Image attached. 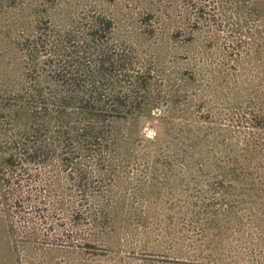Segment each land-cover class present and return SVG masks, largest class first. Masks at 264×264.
<instances>
[{
  "label": "rangeland",
  "instance_id": "obj_1",
  "mask_svg": "<svg viewBox=\"0 0 264 264\" xmlns=\"http://www.w3.org/2000/svg\"><path fill=\"white\" fill-rule=\"evenodd\" d=\"M103 1L110 9L118 10L126 24L138 20L136 23L142 27L160 29L162 39L166 34L168 37L173 26L188 27L189 37L182 34L170 39L171 53L161 59L160 66L170 75L165 78H177L172 73L176 66L184 76L192 74L193 89L182 88L174 93L169 112L157 109L158 117L141 124L139 147L116 159L121 181L113 186V193L119 200L126 199L117 215L128 221L118 231L122 253L115 251L116 245L72 247L86 238V221L72 227V211L48 209L43 215L34 213L35 206H45V202L49 205L54 200L40 188L41 179L50 171L30 164V173L36 178L19 175L18 169L13 173L12 185L25 198L13 222L18 229L28 225L37 230L34 240L38 246L21 251L23 264H120L115 257L121 256L127 264H177L175 260L183 256L177 250L200 252L208 246L204 243L208 235L222 237L221 249L230 260L264 264V216L258 213L259 202L243 195L228 198L216 180L218 172L229 165L228 158L237 156L242 146H234V138L230 139L228 133L242 138L239 120L246 102L264 104V0ZM100 3L0 0V97L12 86H34L39 76L25 49L30 44L29 13L34 7H66L78 18L88 10L97 11ZM148 4L157 12L151 19L144 18ZM186 12L188 18L184 17ZM144 41L146 44L139 49L145 52L148 62H153L147 52L154 38ZM184 41L192 42L188 51L182 50ZM188 59L194 63L187 66ZM203 83L206 89L201 88ZM156 133L161 136L158 150L156 142H151ZM259 149V158L264 161V143ZM183 160H189V164L183 165ZM263 165L260 167L264 171ZM19 178L23 180L19 182ZM65 187L73 208L86 211L87 196L71 190L68 182ZM175 240L180 242L176 244ZM16 259L6 222L0 218V264H17Z\"/></svg>",
  "mask_w": 264,
  "mask_h": 264
},
{
  "label": "trees",
  "instance_id": "obj_2",
  "mask_svg": "<svg viewBox=\"0 0 264 264\" xmlns=\"http://www.w3.org/2000/svg\"><path fill=\"white\" fill-rule=\"evenodd\" d=\"M100 1L97 11L88 10L78 18L66 7H34L29 13L30 44L25 49L34 69L40 71L34 82L37 84L12 86L0 97L5 103L0 105V218L6 222L17 264L25 263L22 250L38 246L34 226L18 229L13 222L14 214L25 203L24 195L12 185L17 169L19 175L29 178L37 176L30 173V164L50 171L41 179L40 188L53 195L54 200L49 205L45 202V206H35L34 213L43 215L48 209L72 211V227L88 223L86 238L72 247L116 245L115 251L121 252L118 231L128 221L117 215L126 199L119 200L113 193V186L121 181L116 159L139 147L141 124L158 117L157 109L169 112L174 93L182 88L193 89L192 74L184 76L176 66L172 73L177 78H165L170 75L160 66L161 59L171 53L170 39L182 34L189 37L188 27L173 26L168 37L166 34L162 39L160 29L142 27L136 23L138 20L126 24L118 10ZM155 15L150 4L144 18ZM188 16L186 12L184 17ZM152 37L153 47L147 53L153 62H148L139 48L146 44L144 39ZM191 43L184 41L182 50L191 49ZM193 63L186 61L187 66ZM201 88L206 89L207 85L203 83ZM253 101L246 102L240 115L242 138L228 133L230 139L234 138V146L242 145L238 155L228 158L229 165L218 172L216 180L228 198L243 195L256 199L260 205L258 213L264 216V171L260 167L264 161L259 158V147L264 143V104ZM152 139L158 150L161 136L156 133ZM182 164H189V160ZM22 180L19 178V182ZM66 182L71 190L87 196L86 211L70 204ZM221 241L220 236L208 235L204 242L208 246L200 252L177 250L183 256L175 263L244 264L230 260L221 249ZM117 259L120 264H127L122 256Z\"/></svg>",
  "mask_w": 264,
  "mask_h": 264
},
{
  "label": "water",
  "instance_id": "obj_3",
  "mask_svg": "<svg viewBox=\"0 0 264 264\" xmlns=\"http://www.w3.org/2000/svg\"><path fill=\"white\" fill-rule=\"evenodd\" d=\"M149 133H150V134H154V131H153V130H149Z\"/></svg>",
  "mask_w": 264,
  "mask_h": 264
}]
</instances>
